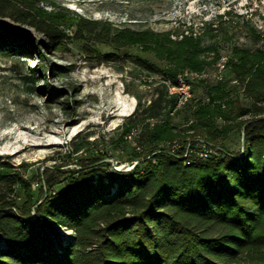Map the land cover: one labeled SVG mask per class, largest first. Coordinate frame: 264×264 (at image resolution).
Listing matches in <instances>:
<instances>
[{"label":"trees","instance_id":"16d2710c","mask_svg":"<svg viewBox=\"0 0 264 264\" xmlns=\"http://www.w3.org/2000/svg\"><path fill=\"white\" fill-rule=\"evenodd\" d=\"M37 9L31 0H0V18L13 23L0 25V48L19 53L38 45L16 25L28 26L50 48L75 40L100 62L134 59L164 84L149 105L138 98L121 128L124 136L138 132L132 155L130 146H111L117 152L67 156L46 170L38 190L34 174L25 178L0 162V264H264V257L246 259L264 255V48L234 47L225 81L203 80L205 95L181 106L167 82L178 84L185 69L202 70L200 56L217 51L194 31L180 46H157L161 58L177 61L161 67L128 52L150 32L78 17L70 38ZM230 14L218 16L219 24ZM214 25L206 23L208 34ZM107 159L117 167L140 163L124 171ZM58 227L74 238L63 239Z\"/></svg>","mask_w":264,"mask_h":264},{"label":"rangeland","instance_id":"374dc122","mask_svg":"<svg viewBox=\"0 0 264 264\" xmlns=\"http://www.w3.org/2000/svg\"><path fill=\"white\" fill-rule=\"evenodd\" d=\"M31 1L37 5L40 18L54 22L70 38L75 35L78 17L110 22L120 29L150 32V38L128 52L161 67L177 61L161 58L157 46H180L185 36L192 35L191 31L195 38H201L202 46H216L217 51L200 56L207 62L202 70L188 68L178 75L204 74L189 81L186 99L185 91H177L181 106L205 95L204 86H200L203 80L213 84L225 81L234 47L253 51L264 48V0ZM227 12L231 14L219 24L218 16ZM214 21L218 30L208 34L206 23ZM0 25L9 27L13 23L0 18ZM16 26L38 45L27 43L21 48L25 51L19 53L8 52V46L0 48V162L9 164L12 171H21L25 178L34 174L31 183L38 190L46 170L64 163L67 156L74 159L92 150L113 154L127 146V153L132 155L129 142L138 132L124 136L121 128L135 111L139 97L150 104L157 88L164 84L162 76L142 69L134 59L95 60L75 40L62 49L50 48L47 37L36 29ZM93 46L110 50L95 43ZM74 146L82 151L73 153ZM107 160L118 168L114 159ZM74 167L76 164L65 168ZM56 231L63 239L74 238L72 230L58 227ZM263 257L260 254L246 259Z\"/></svg>","mask_w":264,"mask_h":264},{"label":"bare ground","instance_id":"6f19581e","mask_svg":"<svg viewBox=\"0 0 264 264\" xmlns=\"http://www.w3.org/2000/svg\"><path fill=\"white\" fill-rule=\"evenodd\" d=\"M227 64V63H226ZM221 68H222V72L224 73L225 72V70H226V65L225 64H223V65H221ZM222 73V74H223ZM221 74V79L223 78V75ZM183 76H185V78L182 80V84H181V86H177V85H173L171 82H167V84L166 85H168V87H169V90L168 91H170V93L171 94H178L177 93V91H185V93H184V95H183V97L186 99V92L190 89V84H189V81L190 80H196V79H198V78H200V77H202L203 75H200V74H197V73H190V72H186V73H184V74H182ZM191 77H193V78H191ZM178 84H179V78H178ZM176 82V83H177ZM164 83V82H163ZM170 94V95H171ZM173 95V96H174ZM182 97V96H181ZM178 98V97H177ZM189 99H187V101H188Z\"/></svg>","mask_w":264,"mask_h":264},{"label":"water","instance_id":"95a60500","mask_svg":"<svg viewBox=\"0 0 264 264\" xmlns=\"http://www.w3.org/2000/svg\"><path fill=\"white\" fill-rule=\"evenodd\" d=\"M245 143V130L243 131V134H242V144L244 145ZM104 162H111V160H105ZM139 164L138 163H135L133 166H120L116 169L118 170H124V171H132L133 169H135V167ZM34 217H36V213L34 212Z\"/></svg>","mask_w":264,"mask_h":264},{"label":"built area","instance_id":"2783aa9c","mask_svg":"<svg viewBox=\"0 0 264 264\" xmlns=\"http://www.w3.org/2000/svg\"><path fill=\"white\" fill-rule=\"evenodd\" d=\"M185 78V76H183V75H180L179 76V84H176L177 86H181V84H182V80Z\"/></svg>","mask_w":264,"mask_h":264}]
</instances>
